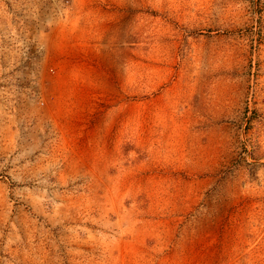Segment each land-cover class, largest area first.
I'll use <instances>...</instances> for the list:
<instances>
[{"label":"rangeland","instance_id":"obj_1","mask_svg":"<svg viewBox=\"0 0 264 264\" xmlns=\"http://www.w3.org/2000/svg\"><path fill=\"white\" fill-rule=\"evenodd\" d=\"M0 264H264V0H0Z\"/></svg>","mask_w":264,"mask_h":264},{"label":"crops","instance_id":"obj_2","mask_svg":"<svg viewBox=\"0 0 264 264\" xmlns=\"http://www.w3.org/2000/svg\"><path fill=\"white\" fill-rule=\"evenodd\" d=\"M50 80H52V79H50ZM53 81V80H52ZM48 82H50L49 80H48ZM48 87V89H47V91H48V93L49 92H52L53 94H55V92H59L58 91V89L57 90H53L52 88H55L54 87V85H48L47 86ZM59 112V111H58ZM59 114H61L60 112H59ZM63 114V116L65 117H67V115H66V112L65 113H62ZM65 114V115H64ZM66 119V118H65ZM83 154H77V155H75L74 157H70V159H69V161L68 162H70V161H82V156ZM74 158V159H73ZM93 161H94V159H92ZM66 168V170L67 169H69L70 171H72V170H75V171H79V169L81 168V166L80 165H78V164H75L74 166H72V165H69V167L67 166V167H65ZM81 170V169H80Z\"/></svg>","mask_w":264,"mask_h":264},{"label":"bare ground","instance_id":"obj_3","mask_svg":"<svg viewBox=\"0 0 264 264\" xmlns=\"http://www.w3.org/2000/svg\"><path fill=\"white\" fill-rule=\"evenodd\" d=\"M143 34V33H142Z\"/></svg>","mask_w":264,"mask_h":264}]
</instances>
